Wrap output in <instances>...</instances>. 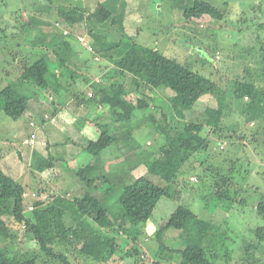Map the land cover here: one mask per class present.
<instances>
[{
    "label": "rangeland",
    "instance_id": "obj_1",
    "mask_svg": "<svg viewBox=\"0 0 264 264\" xmlns=\"http://www.w3.org/2000/svg\"><path fill=\"white\" fill-rule=\"evenodd\" d=\"M83 1L85 2L82 0H0V89L17 82L18 65L15 62L17 58H34V54L41 51L39 50L41 44H37V50L32 51L33 45L30 40L33 37L36 40L44 32L51 34L50 32H53L55 28L60 31L67 29L62 22L58 21V9L79 6L86 9L87 16L93 14L97 7L95 1ZM193 1L119 0L109 2L113 10L110 7L109 9L114 12L116 25H112L110 22L100 24L95 20H89L86 25L77 27V32L75 31L76 34L73 36L86 38L87 44L93 48L95 53L96 46L93 45L95 42L88 33L90 29L94 28L96 33L106 37L105 41L111 43L120 41L116 54H113L114 57L123 56L134 48L140 56L143 73L145 70H150L149 52L158 50L165 56L176 59L210 79L217 84L219 89L222 88L226 92L230 91V83H234L243 77L246 81H254L259 86L264 87V0H203L225 12L223 21H185L183 18L184 6H191ZM181 2L185 5H180ZM28 21L34 22L33 32L28 31L19 36L18 33L22 32L24 22ZM12 22H17L15 33L11 26ZM38 23L45 24L40 28L44 32L36 30ZM57 23L59 26L56 25ZM25 38L27 41L29 40V43L25 42V46L22 48L29 53L19 52V55H13L14 51H19V43ZM73 41V50L81 56L82 60L74 61L78 64L75 65L77 72L73 69L74 64H72L69 70L64 68L61 70L58 79L69 93L67 96L68 105L65 103L66 108L68 110L73 109L74 114H81L82 108L76 106L75 93L83 94L84 92L82 95L84 100L87 98L93 100L92 106L96 107L100 114L107 116L108 111L105 110L106 107L101 106L99 95L93 88L94 85L100 83H97L98 80H102L105 69L102 70L101 67L107 65L108 61L100 55L101 60L97 62L94 55L99 56V54H93L83 44L76 40ZM49 56L52 66L46 76L48 87L39 90L41 94L35 97L33 94L37 89L34 91L31 88L25 89L32 99H30V105L40 104L37 116H33L29 107L21 119L14 121L0 111V165L4 168H7L8 165L13 166V172L7 173L26 189V193L29 194L27 202H31L32 197L34 198L32 193H36L37 188L41 187L40 184L38 186V182L43 175L40 176L37 171L32 169V165L39 162L37 157L30 158L25 155L23 159L18 153V151L27 148L23 145L21 134L27 133L24 135L27 136L32 131L30 128L32 121H40L45 114H54L53 110L58 108L59 104L57 105V103L62 99L58 97L56 92L50 90V81H55L53 74L54 70L58 68L55 52L49 51ZM109 67L112 68V65ZM73 71L77 80H72L71 73ZM127 84L128 86L131 85L130 76L127 77ZM92 91H94V96L89 97ZM161 92V90H156V95H160ZM150 95L155 96L153 93ZM162 95L164 102H160L159 105L168 116L173 131H176L179 120L172 111L171 96L167 93ZM49 96H54L55 101H49ZM226 103L231 105L236 113L232 116L229 115L230 118H226V126H223L226 131L225 138L219 139L211 134L212 129L205 130L203 135H210V148L200 156L208 158V162H205L206 165L212 161L221 160L223 169L229 171L233 168L231 173L235 179L236 190H239L241 194L233 208L228 210L224 206L217 205L218 203L212 194L213 179L201 181L197 177L203 175L204 169L201 167L204 163L202 162L203 165L201 166L200 162L194 159L195 156L194 160L192 159L183 168L178 177L177 184L179 183L180 197L178 199L167 197L160 199L149 221L150 226H152L150 229H154L153 233L148 234L149 243L143 244L142 241L145 239L141 237L136 244V248L140 249V258H126L121 261L118 254V257H115L117 261L99 263L91 257L87 258L81 255L78 248L74 246L62 244L60 246L64 247L63 249L57 246L55 250L66 255L70 264H184L181 262L180 255L175 252L183 249L185 245L184 240L180 237V232L170 228L165 229L161 234L165 247L174 253L162 249L161 241L157 235L175 210L179 206H186L201 220L212 221L220 228L218 230L220 233L219 245L207 255L212 264H264V216L257 212L258 203L264 199V133L258 135L259 142L241 137L244 130L248 134L255 132L259 134L260 130L264 131V122H258L252 126V123L246 121V112L250 104L248 99L244 101L241 110L237 109V103L232 101L230 97ZM217 106V100L214 97L205 96L194 110L186 113L187 121L196 120L205 109ZM145 116L134 123L132 126L134 127L132 129L133 134L130 136L123 132L124 126L115 129L117 137H119L120 147L116 150L115 148L109 149L101 157L103 161L106 160V163L115 165L117 168L114 159L116 155H119L123 158V165L130 164L134 167L128 177L123 175L124 184H130L138 177L146 174L147 170L144 163L162 157L163 136L160 137L155 133V127L151 120ZM229 126L233 127V131H235L233 135L235 140L230 138L228 130L231 127ZM22 128V132H19L18 130ZM129 128H131L130 125L125 127V129ZM34 130L38 133L37 129ZM38 135L40 138L41 133ZM68 138L67 135L64 136L65 140ZM73 138L78 145L84 144L83 140L73 136L69 140ZM97 138L91 140H97ZM236 142L240 146H237ZM222 145L225 146L224 150H221ZM237 158H241V160L239 161ZM89 161L94 164L97 159L84 151L78 159L65 160L63 168L68 172L67 168L71 167V163H76L75 168H82ZM118 169L122 170L121 168ZM109 171H111L110 168ZM109 171L108 168L101 169L100 175ZM120 174L121 172H118L117 177H120ZM68 175L64 178L65 181L69 180L68 183L62 180L57 181L58 183L61 182L63 186H70L66 193L65 189L58 191V196L69 198L81 196L84 188L79 187V184L75 182L76 180H71L70 175ZM41 180L49 182V185L54 186L55 184L48 177L41 178ZM118 182V178H114L113 182L105 183L107 188L108 185L115 184V189L111 190V194L104 203L106 207L112 206L115 210L119 209V197L123 190L122 184ZM38 198L35 197V200H39ZM241 198L245 199V204L239 203ZM27 217L29 216L27 215ZM4 220L10 231V237L5 244L0 236V249L9 251L10 257L13 258L16 255L35 256L36 264H64L60 260L52 259L45 254L32 240L30 234H27L23 224L18 223L10 216H6ZM129 243V239L124 237L121 242L122 250H125Z\"/></svg>",
    "mask_w": 264,
    "mask_h": 264
},
{
    "label": "trees",
    "instance_id": "obj_2",
    "mask_svg": "<svg viewBox=\"0 0 264 264\" xmlns=\"http://www.w3.org/2000/svg\"><path fill=\"white\" fill-rule=\"evenodd\" d=\"M180 5L185 4L181 2ZM183 18L189 22L223 21L225 12L209 2L194 0L191 6H184ZM89 20H95L100 24L107 22L112 25L117 24L113 13L101 4H97L96 10L89 16L86 15V9L79 6L58 9V21L62 22L68 31L70 30L68 34H64L57 28H53L54 31L47 34L40 29L45 24H37L36 30L44 32V34H41L36 40L33 37L30 43L33 45L32 51L37 50V44H41V46L39 45L41 51L35 53L34 58L21 57L15 60L18 65L17 82L0 89V111L12 120L18 121L29 109L31 96L25 89L31 88L34 91L48 87L46 76L52 66L49 51L55 52L56 66L61 70L63 68L69 70L72 64H76L74 61L81 60L80 55L73 50V40L80 43L79 36L76 38L73 34H76L77 27L86 25ZM11 26L15 33L17 22H12ZM33 30L34 22H24L22 32L18 35L21 36L28 31L31 33ZM88 33L95 42L93 45L100 46V48L96 46L95 51L99 56L94 55V58L99 57L98 61H100V55H102L104 59H110L109 64L101 67L102 70L105 69L102 80L94 85L96 93L99 95V102L101 106L106 107L108 115L104 116L95 112L97 109L92 106L93 100L87 98L85 104L88 105L87 109L90 110L93 118L90 123L94 126L98 138L97 140L79 138L85 144L82 145L83 152L95 157L97 162L92 164L89 161L82 168H75L76 163H71L67 172L63 168L65 160L39 157V162L32 165L33 170L37 171L40 176L43 175L38 182V186L40 184L41 187L37 188L36 193H32L37 198L39 197V200L32 197L31 202H27L28 199L24 197L26 189L23 185L7 175L0 165V236L2 241L6 244L10 237V231L4 219L6 216L13 217L18 223L24 225L27 234H30L29 236L45 254L64 264H70L68 257L55 250L62 244L78 248L81 255L87 258L91 257L99 263L114 261L118 254L121 261L126 258H140V249L136 248V244L141 237L145 239L142 241L143 244L149 243L147 225L160 199L163 197L178 199L180 197L178 177L183 168L195 156L194 159H197L201 166L202 162L204 163L201 167L204 169L203 175L197 177L201 181L213 179L212 194L217 205L224 206L228 210L233 208L234 204L238 202L237 198L241 195L239 190H236L235 179L231 173L233 168L229 171L223 169L221 160L205 164L208 162V158L200 156V154L209 150L210 135L205 136L203 133L207 129H212L211 134L219 139L225 138L226 131L223 126H226V118L236 113L232 106L226 103L229 97L237 103L238 110L242 109L246 99L250 101L246 112V121L252 123V126L258 122H264V87L259 86L258 83L246 81L243 77L230 83V91L226 92L222 88L219 89L217 84L210 79L176 59L165 56L158 50L149 52L150 70H145L143 73L140 56L134 48L123 56L114 57L111 53L116 54L120 41L112 43L105 41L106 37L96 33L94 28L90 29ZM28 41L25 38L19 43V51L13 50V55H19V52L29 53L22 48ZM45 48L46 50H44ZM110 65L112 68L109 67ZM76 67L73 69L77 72ZM129 76L131 77L130 86L127 84ZM71 77L72 80H77L74 71L71 73ZM87 83L90 82L87 81ZM156 90L162 91L160 95H156ZM165 93L171 96V108L179 120L176 131H173L168 116L159 105L160 102H163L161 96ZM205 96L214 97L218 106L209 107L200 113L196 120L187 121L186 113L194 110ZM97 106H99L98 103ZM144 115L151 120L155 127V133L160 137L163 136L162 157L144 163L146 174L130 184H124L122 180L124 173L118 169L121 168V165L115 168V165L106 163V160L103 161L101 157L109 149L115 148L116 150L120 147L115 129L130 125L131 128L124 130V133L130 136L133 134L134 127L132 126ZM260 131L259 134L258 132L248 134L244 130L241 137L259 142L258 135L264 133V131ZM228 132L230 138L234 139L233 127ZM73 140L72 143L77 144ZM70 143L71 141L67 139L66 144ZM237 146L240 145L237 143ZM224 149L225 146L222 145L221 150ZM237 159L241 160V158ZM106 168L108 171L110 168L111 171L100 175V170ZM118 172H121L120 177L116 175ZM66 175L71 180H76L79 187L84 188L81 196L75 198L58 196V191L65 189L66 193L69 190V186H63L61 182H57L62 180L68 183L69 180H64ZM127 175L129 176L128 173H125V176ZM45 177L55 182L54 186L41 180ZM114 178H118V183L123 187L119 197V209L116 210L112 206L104 205L111 190L115 189V184L112 183L107 188L105 183L113 182ZM102 190L104 191L102 192ZM239 201L241 204L246 203L243 198ZM31 207L34 210L29 211ZM257 212L264 216V199L258 203ZM218 227L212 221L201 220L190 208L179 206L165 226L160 229L157 238L161 241L162 249L171 251L165 247L161 234L165 229H176L185 242L183 249L175 251L180 255L181 262L184 264H212L207 255L219 245L220 233L218 230L220 228ZM124 237L129 239L130 243L125 250H122L121 242ZM63 248L61 247V249ZM0 264H36V257L16 255L12 258L9 256V251L2 248L0 249Z\"/></svg>",
    "mask_w": 264,
    "mask_h": 264
},
{
    "label": "crops",
    "instance_id": "obj_3",
    "mask_svg": "<svg viewBox=\"0 0 264 264\" xmlns=\"http://www.w3.org/2000/svg\"><path fill=\"white\" fill-rule=\"evenodd\" d=\"M87 1H89V0H87ZM93 1H95L96 5L101 4L103 7H105L109 11H111L114 15V12L112 11L113 9L111 8V5H109V2L119 1V0H93ZM82 2H85V1L82 0ZM118 3H120V2H118ZM123 4H125V3H123ZM109 7L112 10L109 9ZM96 46H97V48H100V46L98 44H96ZM93 53H95V52H93ZM95 54H97V52ZM113 54H114V52L111 53L112 56H113ZM80 58H81V56H80ZM105 60L109 61L110 59L105 58ZM107 64H108V62H107ZM75 65H78V64L76 63ZM75 65L73 66V68H75ZM60 73H61V69H55L54 74H53V76L55 77V81L54 80L50 81V90L53 91L54 93L56 92L58 97L62 98V99H60L61 101H59L57 103V105L59 104L58 108L55 111L53 110L54 115H52V116L56 117V121L46 122V121H44V119L42 117V119L40 121L36 122L38 127H39L38 134L41 133L40 138H41V140H44L47 142V146L46 147L38 146L34 149L24 148L22 151L21 150L18 151V153L21 155V157L23 159H24L25 155H28L30 158L31 157L32 158L33 157H37V158H39V157H41V158L50 157V158H54L57 160L72 161V160L78 159L79 155H81L84 152H83L82 146L77 145L76 143H72V140H70L71 141L70 144H66L65 141L67 142V140L64 139V136L67 135L69 138L71 136H73L77 139H79V138L84 139L85 138V139H90V140L93 138H95V139L97 138V133L94 129V126L90 123V121H92L93 118L89 112L90 110L87 109L88 105L85 104V103H87V99L84 100V98L82 96L84 94V92H83V94L75 93V95H76V98H75L76 106H80L82 108L80 110V113L82 112L81 114H79V115L74 114L73 109L68 110L66 108V104L68 105V103H67L68 97L67 96L69 93L67 92V90H65V87L62 86V83H60V81L58 80L60 78ZM39 90L40 89H37L35 91V93L33 94L34 97L39 96L41 94V91H39ZM93 90L96 92L95 88H93ZM94 91H92V93ZM51 97H53V100L51 99ZM48 99H49V101H55L54 96H49ZM39 106H40V104H38V103H36L33 106L30 105V103H29L30 110H31L33 116H35V117L39 113V110H38ZM65 108H66V110H65ZM94 109H96V108L94 107ZM97 112L99 113L98 110H97ZM74 118H76L75 121H74ZM125 127L126 126H124V130L126 131ZM22 130H23V128L18 130V131L22 132ZM125 131H123V132H125ZM28 133H29V131H28ZM26 134L27 133H23V135L21 134V137L24 138L25 137L24 135H26ZM39 148H41V149H39ZM114 160H115L117 166L121 165V169H122V172L124 173V176H125V173H128L130 175L132 169L134 168L133 166H131L130 164H124L123 165V163H124L123 158H121L119 155H116ZM2 169L7 175H8V173L13 172V166H11V165L10 166L8 165L7 168L2 167ZM150 224L148 223V225H147V231L149 232L148 234L154 232V229H150V227H152V226H150Z\"/></svg>",
    "mask_w": 264,
    "mask_h": 264
},
{
    "label": "built area",
    "instance_id": "obj_4",
    "mask_svg": "<svg viewBox=\"0 0 264 264\" xmlns=\"http://www.w3.org/2000/svg\"><path fill=\"white\" fill-rule=\"evenodd\" d=\"M56 25L59 26L58 23ZM63 32H64V34H68L69 33V31L67 29L64 30ZM78 40H79L80 44H83L85 47H87L89 51H91L92 53L94 52L93 48L90 45L87 44L86 38L79 36ZM95 59L98 61L99 57H96ZM98 82H100V81L98 80L97 83ZM89 97H93V93H91V95ZM51 99L53 100V98H51ZM43 117H44L46 122H54V121H56V117H54V116H52L50 114H45ZM75 120H76V118H74V121ZM30 127H31L32 131L27 136H25L23 138V140H22L23 141V145L26 146L27 148H31V149H34V148H36L38 146L46 147L47 146V142L44 141V140H41L39 138L38 133H36V131L34 130V129H37V130L39 129L37 123L32 121L30 123ZM28 196H29L28 193H24V197L25 198H28ZM33 196L36 197L35 194ZM32 210H34V208L31 207L30 211H32Z\"/></svg>",
    "mask_w": 264,
    "mask_h": 264
}]
</instances>
